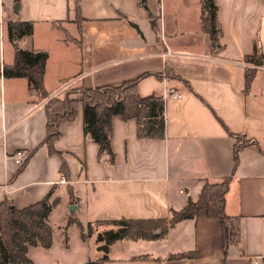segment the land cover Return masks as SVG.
I'll return each instance as SVG.
<instances>
[{
	"label": "crops",
	"instance_id": "0c3cea01",
	"mask_svg": "<svg viewBox=\"0 0 264 264\" xmlns=\"http://www.w3.org/2000/svg\"><path fill=\"white\" fill-rule=\"evenodd\" d=\"M213 2L217 51L200 30L198 0H145L154 27L137 0H78L77 19L70 0H0V72L14 55L4 22L19 19L32 29L18 46L46 53L42 81L49 95L78 82L116 86L143 75L136 93L162 99V138L137 137L134 119L111 117L109 164L83 133L80 104L75 117L59 126L48 153L39 144L42 103L33 101L25 78L0 73V202L22 208L50 191V200H56L47 217L48 249L57 206L61 221L77 226L168 218L171 210L195 200L204 181L231 173L224 208L239 216V242L226 257L219 221L200 209L164 234L154 231L153 239H129L144 242L140 251H124L122 241L113 240L100 264H264V65L244 88L242 60L254 51L264 54V0ZM228 132L252 141L240 148L235 166ZM31 150L13 175L19 166L15 153L23 159ZM35 247L41 246H30L28 258ZM187 251L196 256L169 258Z\"/></svg>",
	"mask_w": 264,
	"mask_h": 264
},
{
	"label": "trees",
	"instance_id": "16d2710c",
	"mask_svg": "<svg viewBox=\"0 0 264 264\" xmlns=\"http://www.w3.org/2000/svg\"><path fill=\"white\" fill-rule=\"evenodd\" d=\"M137 1L147 11L150 26L154 27L155 23L148 12L145 0ZM198 2L200 30L207 34L210 49L217 51L220 49L217 43L220 31L215 17V2L213 0H198ZM69 9L73 17L77 19L78 0H70ZM31 29L32 23L29 21L18 19L4 22L5 37L13 44L14 55L12 62L4 64L0 73L4 78H25L28 81L27 91L33 96V101L42 103L44 134L39 144L45 145L48 153L54 151L52 143L59 134V126L75 117L79 104L82 109L83 133L96 143L98 158L105 157L109 164L113 162L109 138L112 116H118L123 121L134 119L137 123V137H163L162 99L154 95L140 97L136 93L137 80L143 75L124 80L116 86L88 88L78 82L65 87L60 95H49L42 81L46 53L32 52L18 46V41L29 35ZM242 60L247 64L243 68V87L246 88L255 76L256 68L264 65V54L254 51L243 56ZM228 133L234 139L232 164L235 166L240 148L252 141L245 138L244 134ZM32 150L22 159L13 175L21 171ZM231 179L230 173L214 182L204 181L195 200L187 201L185 206L179 210H171L168 218L117 220L121 226L119 229L107 233L103 238L98 236L97 241L103 239L105 243L97 247L102 250V254L98 261L92 264H100L106 259L107 247L113 243V240L153 239L157 236L154 231L158 230V234H164L173 223L194 217L200 209H204L208 217L219 221L222 258L226 257L227 250L231 246H237L239 242V216L228 215L224 208L226 192ZM49 195L50 191L38 201L22 208H16L10 200L0 202V264H30L31 260L27 257V249L30 246L40 245L48 248L51 245V229L47 224V217L56 199L50 200ZM195 256L196 253L187 251V253L172 254L169 258ZM144 257L145 255L138 258L143 259Z\"/></svg>",
	"mask_w": 264,
	"mask_h": 264
},
{
	"label": "rangeland",
	"instance_id": "374dc122",
	"mask_svg": "<svg viewBox=\"0 0 264 264\" xmlns=\"http://www.w3.org/2000/svg\"><path fill=\"white\" fill-rule=\"evenodd\" d=\"M58 210L57 206L50 217L52 247H35L28 253L34 264H92L98 259L97 247L105 243L103 239L97 241L98 236L103 238L121 227L117 222L83 223L78 227L75 222L61 221ZM119 241H122L121 247L124 248L121 249L124 251H140L144 245V242L133 243L128 238ZM100 251L102 254V250Z\"/></svg>",
	"mask_w": 264,
	"mask_h": 264
},
{
	"label": "built area",
	"instance_id": "2783aa9c",
	"mask_svg": "<svg viewBox=\"0 0 264 264\" xmlns=\"http://www.w3.org/2000/svg\"><path fill=\"white\" fill-rule=\"evenodd\" d=\"M167 92L173 98H179V96H180L176 91H173L172 89H169ZM15 155L17 156V160L19 161V164H20V162L22 161V153L16 152ZM58 182L63 183L64 182L63 178L60 177L58 179ZM251 264H256V263H255V261H252Z\"/></svg>",
	"mask_w": 264,
	"mask_h": 264
},
{
	"label": "water",
	"instance_id": "95a60500",
	"mask_svg": "<svg viewBox=\"0 0 264 264\" xmlns=\"http://www.w3.org/2000/svg\"><path fill=\"white\" fill-rule=\"evenodd\" d=\"M1 68V67H0Z\"/></svg>",
	"mask_w": 264,
	"mask_h": 264
}]
</instances>
